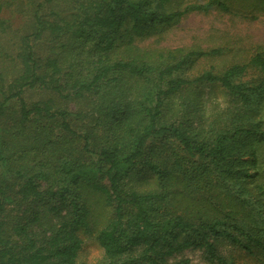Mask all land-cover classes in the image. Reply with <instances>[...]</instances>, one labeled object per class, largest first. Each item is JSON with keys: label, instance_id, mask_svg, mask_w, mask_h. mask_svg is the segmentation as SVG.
Here are the masks:
<instances>
[{"label": "trees", "instance_id": "1", "mask_svg": "<svg viewBox=\"0 0 264 264\" xmlns=\"http://www.w3.org/2000/svg\"><path fill=\"white\" fill-rule=\"evenodd\" d=\"M184 1L0 0V264H77L85 239L106 250L100 264H169L189 247L228 264L221 243L264 251V129L246 108L264 78H240L264 57L190 76L231 43L141 45L232 0ZM212 84L238 123L199 134L189 101Z\"/></svg>", "mask_w": 264, "mask_h": 264}, {"label": "rangeland", "instance_id": "2", "mask_svg": "<svg viewBox=\"0 0 264 264\" xmlns=\"http://www.w3.org/2000/svg\"><path fill=\"white\" fill-rule=\"evenodd\" d=\"M207 0H185L189 2L203 3ZM229 11H221L217 8H209L207 11L190 10L185 13L179 21L163 32L161 37H150L142 41L141 45L151 42L153 46L166 48H210L225 41L231 43L227 51L218 57H202L194 63L193 69L189 72L190 76L196 75L199 70L208 66L219 67L223 62L231 60L245 61L256 53L264 57V0H232L229 3ZM9 17L10 22L16 27H21L23 21L17 15L4 13ZM157 39L156 41L154 39ZM241 81L248 83L258 82L264 78V68L249 65L240 77ZM199 91L196 99H190L191 109L187 113L189 118V128L196 133H203L210 128L223 125L229 121L237 122L239 107L224 93V90L218 84L202 85L196 88ZM184 90V89H183ZM197 92V91H196ZM190 92L184 90L180 100L191 98ZM198 93V92H197ZM221 95L225 98L227 107L220 110L217 105L211 104L212 98ZM178 99V100H179ZM188 103V101H187ZM211 105L210 116L204 115V106ZM246 108H253L254 122H259L260 127L264 129V87L260 96L256 97L251 105ZM242 117L239 122L245 123L246 119ZM185 116V117H186ZM244 120V121H242ZM264 143V142H262ZM260 143V144H262ZM258 144V143H257ZM136 187L147 188V184L136 183ZM264 207V205H261ZM89 246L99 247L97 242L92 239H85L80 250V255L84 253ZM218 252L226 258L228 264H264V251L253 249L248 253L237 246L227 243H221ZM180 259H188L193 264H212L207 259L202 250L198 247H189L183 250L175 251L167 257V263H175Z\"/></svg>", "mask_w": 264, "mask_h": 264}, {"label": "clouds", "instance_id": "3", "mask_svg": "<svg viewBox=\"0 0 264 264\" xmlns=\"http://www.w3.org/2000/svg\"><path fill=\"white\" fill-rule=\"evenodd\" d=\"M211 104L217 105L220 110L227 107L226 100L221 95L213 97ZM211 114V105L206 104L204 106V115L210 116ZM105 255V249L95 246H89L87 249H85L84 253L81 254V257L77 261V264H80V261H83V264H100L101 259H103Z\"/></svg>", "mask_w": 264, "mask_h": 264}]
</instances>
